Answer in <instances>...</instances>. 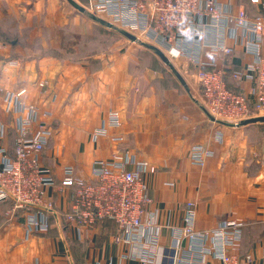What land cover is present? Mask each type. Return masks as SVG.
<instances>
[{"label":"crops","instance_id":"0c3cea01","mask_svg":"<svg viewBox=\"0 0 264 264\" xmlns=\"http://www.w3.org/2000/svg\"><path fill=\"white\" fill-rule=\"evenodd\" d=\"M259 1L221 0L252 17L264 10V0ZM75 10L62 0H0V168L1 156L15 141L17 120L7 101L8 92H15L27 104L51 113L40 118L51 133L43 164L58 183L67 166L93 180V168L118 150L132 162L129 170L143 161L156 168L145 176L153 199L150 213L160 227L151 232L152 252L168 255L172 227L181 225L185 203L193 201L198 230L214 229L232 215L242 224L235 251L242 264H264V123H214L196 97V69L188 59L172 62L185 87L153 51ZM225 43L233 54L213 59L206 49V67L228 63L233 75L246 73L253 56L232 35ZM234 80L254 100L253 78ZM42 81L49 83L48 95L39 88ZM112 112L122 122L120 129H110L111 135L123 136L119 143L95 137ZM199 144L212 152L203 169L191 160ZM48 195L60 212L72 199L66 189L55 188ZM11 206V201H0V264H143L130 255L131 247L115 243V222L99 224L83 238L62 230L53 218L49 232L30 234L19 222H6L4 213ZM214 244L210 237L207 245L212 249ZM183 247L188 255L189 244ZM203 264L217 260L208 256Z\"/></svg>","mask_w":264,"mask_h":264},{"label":"built area","instance_id":"2783aa9c","mask_svg":"<svg viewBox=\"0 0 264 264\" xmlns=\"http://www.w3.org/2000/svg\"><path fill=\"white\" fill-rule=\"evenodd\" d=\"M85 7L140 41L158 47L171 62L188 59L196 69V97L214 123L238 127L242 122L264 117V10L252 17L244 9L236 13L232 5L221 0H88ZM228 35L253 56L246 73L234 74L239 82L253 78L252 101L246 94L228 88L224 68L209 69L202 61L206 49L213 59L231 56L234 50L225 43ZM10 65L17 66V62ZM48 86L47 81L39 83L44 95H48ZM8 95L17 126L13 148L1 156L0 201L12 202L4 214L7 223L19 222L30 234L47 233L54 218L62 230H72L84 238V232L111 220L118 226L115 243L127 244L130 255L139 257L143 264H203L208 256H213L217 264H242L235 252L240 248L242 224L228 215L216 228L200 231L193 201L185 203L181 225L172 227L168 255L152 252L151 232L160 227L157 216L150 213L153 199L148 195L145 176L154 174L156 168L143 161L129 170L132 162L118 150L93 168V180L79 177L74 167L67 166L58 183L43 164L51 133L40 118L50 117L51 113L27 104L19 93ZM121 124L119 114L112 112L95 137L122 142L121 134H110V129H120ZM211 155L208 147L199 144L194 146L191 160L203 169ZM55 188L72 193L64 212L48 195ZM210 237L215 240L212 249L207 245ZM185 242L189 244L188 255L183 254Z\"/></svg>","mask_w":264,"mask_h":264},{"label":"water","instance_id":"95a60500","mask_svg":"<svg viewBox=\"0 0 264 264\" xmlns=\"http://www.w3.org/2000/svg\"><path fill=\"white\" fill-rule=\"evenodd\" d=\"M76 10L77 12H79L80 14L86 16L87 18H89L90 20L94 21L95 23L105 27V28H108V29H111V30H116L117 32H119L120 34H122L124 37H126L127 39H129L131 42H134V43H139L141 44L142 46L146 47L147 49L153 51L155 54H157L161 60L171 66L173 68V65H172V62L170 61V59L167 57V55L161 50L159 49L158 47L154 46V45H151V44H148V43H145V42H142L140 41L134 34H131L127 31H124V30H121L119 28H117L116 26H114L112 23L108 22L107 20L93 14L92 12H90L89 10L86 9V7H84L83 5L77 3L76 1L74 0H67ZM173 72L174 74L177 76V78L179 79V81L185 86L187 87V83L185 81V79L182 77V75L177 71L176 68H173ZM258 122H262L264 123V117L263 118H256V119H253V120H249V121H245V122H242L241 124H239L238 127H242V126H246V125H249L251 123H258Z\"/></svg>","mask_w":264,"mask_h":264},{"label":"trees","instance_id":"16d2710c","mask_svg":"<svg viewBox=\"0 0 264 264\" xmlns=\"http://www.w3.org/2000/svg\"><path fill=\"white\" fill-rule=\"evenodd\" d=\"M80 1L83 3L84 6H86V5L88 4V0H80ZM259 15H260V14H259ZM8 42H9V43H12L13 40H8ZM224 69H225V71H226L225 81H226V83H227L228 88H229L231 91H233V92H235V93H237V94H242L243 92L241 91V89H240V87L238 86L237 82L234 80V78H235L234 75H233L234 69L231 68V67H229V64H228V63H226V64L224 65ZM232 75H233V77H232ZM235 79H236V78H235ZM232 84L234 85V87H232ZM4 214H5V213H4ZM108 221H111V220L102 221V222H100L99 224H104L105 222H108ZM112 222H114V221H112ZM99 224H98V225H99Z\"/></svg>","mask_w":264,"mask_h":264},{"label":"rangeland","instance_id":"374dc122","mask_svg":"<svg viewBox=\"0 0 264 264\" xmlns=\"http://www.w3.org/2000/svg\"><path fill=\"white\" fill-rule=\"evenodd\" d=\"M64 3H66L68 6H70V4L68 3V1L67 0H62ZM76 1V0H75ZM77 2V1H76ZM78 3V2H77ZM82 2H79V4H81ZM82 5V4H81ZM85 7V6H84ZM76 11V10H75ZM77 12V11H76ZM79 13V12H78ZM80 14V13H79ZM82 15V14H81ZM85 19H87V17L86 16H84V15H82ZM42 27L43 26H41V30H39V32H42ZM114 31H116V30H114Z\"/></svg>","mask_w":264,"mask_h":264}]
</instances>
